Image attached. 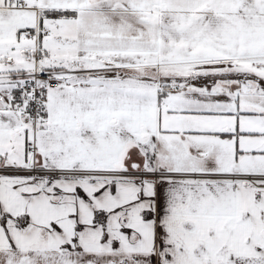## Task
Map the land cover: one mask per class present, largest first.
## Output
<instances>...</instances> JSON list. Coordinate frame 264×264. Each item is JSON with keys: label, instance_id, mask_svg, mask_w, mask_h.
<instances>
[{"label": "snow or ice", "instance_id": "snow-or-ice-1", "mask_svg": "<svg viewBox=\"0 0 264 264\" xmlns=\"http://www.w3.org/2000/svg\"><path fill=\"white\" fill-rule=\"evenodd\" d=\"M0 264H264V0H0Z\"/></svg>", "mask_w": 264, "mask_h": 264}]
</instances>
